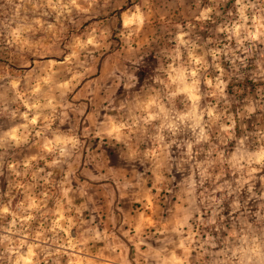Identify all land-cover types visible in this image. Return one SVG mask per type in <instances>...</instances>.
Here are the masks:
<instances>
[{"label": "clouds", "instance_id": "obj_1", "mask_svg": "<svg viewBox=\"0 0 264 264\" xmlns=\"http://www.w3.org/2000/svg\"><path fill=\"white\" fill-rule=\"evenodd\" d=\"M0 264H264V0H0Z\"/></svg>", "mask_w": 264, "mask_h": 264}]
</instances>
